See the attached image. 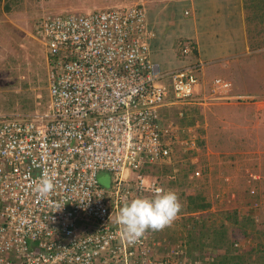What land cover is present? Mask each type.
<instances>
[{
  "label": "built area",
  "instance_id": "obj_1",
  "mask_svg": "<svg viewBox=\"0 0 264 264\" xmlns=\"http://www.w3.org/2000/svg\"><path fill=\"white\" fill-rule=\"evenodd\" d=\"M36 34L49 102L0 118V264H181L185 241L170 245L149 229L130 243L116 217L129 200L167 189L150 174L173 162L180 138L165 108L241 96L223 77L199 93L200 63L163 72L139 3L50 14ZM193 131L185 141L198 150ZM102 171L113 173L109 190ZM43 177L55 184L46 195L35 191Z\"/></svg>",
  "mask_w": 264,
  "mask_h": 264
},
{
  "label": "rangeland",
  "instance_id": "obj_2",
  "mask_svg": "<svg viewBox=\"0 0 264 264\" xmlns=\"http://www.w3.org/2000/svg\"><path fill=\"white\" fill-rule=\"evenodd\" d=\"M263 1L257 0L258 4ZM134 3L0 0V118L27 115L48 106V54L36 34L41 18ZM254 7L260 16L255 15L250 24L255 23L254 31L264 32V3ZM198 90L207 94L209 88ZM229 93L235 95L232 89ZM243 98L197 99L189 105L165 108V116L179 124L180 138L173 162L154 166L150 174L178 194L181 207L169 225L155 232L170 245L186 242L181 264H264V133L255 127L258 124L251 116L256 112L243 104ZM190 130L198 133V150L189 149L185 141ZM112 177L110 171L99 175L107 190ZM202 198L211 205L194 210L192 201Z\"/></svg>",
  "mask_w": 264,
  "mask_h": 264
},
{
  "label": "crops",
  "instance_id": "obj_3",
  "mask_svg": "<svg viewBox=\"0 0 264 264\" xmlns=\"http://www.w3.org/2000/svg\"><path fill=\"white\" fill-rule=\"evenodd\" d=\"M134 1L146 10L151 57L162 71L200 63V86L209 87L215 77L229 80L264 133V32L250 24L260 16L254 6L264 1ZM184 44L191 45L189 53H183Z\"/></svg>",
  "mask_w": 264,
  "mask_h": 264
},
{
  "label": "clouds",
  "instance_id": "obj_4",
  "mask_svg": "<svg viewBox=\"0 0 264 264\" xmlns=\"http://www.w3.org/2000/svg\"><path fill=\"white\" fill-rule=\"evenodd\" d=\"M55 187L53 180L43 177L35 191L46 195ZM181 203L172 189L155 188L151 195L137 196L125 203L118 212L116 223L122 227V235L130 243L137 241L146 230H160L176 217Z\"/></svg>",
  "mask_w": 264,
  "mask_h": 264
},
{
  "label": "trees",
  "instance_id": "obj_5",
  "mask_svg": "<svg viewBox=\"0 0 264 264\" xmlns=\"http://www.w3.org/2000/svg\"><path fill=\"white\" fill-rule=\"evenodd\" d=\"M193 199L195 198V196H193L192 197ZM203 199V201H199V202H195V200H193L192 202H194L195 203V205H194V207H193V209L195 210V209H204V208H208L211 204H210V202H208V201H206V198H202ZM223 228V227H222ZM224 229V228H223ZM190 235H193V234H190ZM190 240V239H189ZM205 245V244H204ZM235 258V257H234ZM239 258V257H238ZM238 262H239V260H238ZM236 264H238V263H236Z\"/></svg>",
  "mask_w": 264,
  "mask_h": 264
}]
</instances>
